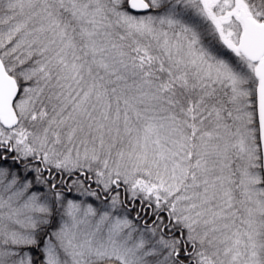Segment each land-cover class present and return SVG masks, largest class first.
<instances>
[{"label": "snow or ice", "instance_id": "snow-or-ice-1", "mask_svg": "<svg viewBox=\"0 0 264 264\" xmlns=\"http://www.w3.org/2000/svg\"><path fill=\"white\" fill-rule=\"evenodd\" d=\"M0 264H264V0H0Z\"/></svg>", "mask_w": 264, "mask_h": 264}]
</instances>
